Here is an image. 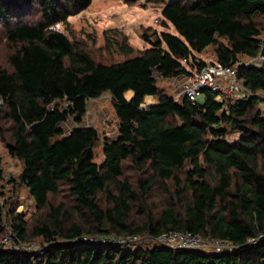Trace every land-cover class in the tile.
I'll return each mask as SVG.
<instances>
[{
  "label": "trees",
  "instance_id": "obj_1",
  "mask_svg": "<svg viewBox=\"0 0 264 264\" xmlns=\"http://www.w3.org/2000/svg\"><path fill=\"white\" fill-rule=\"evenodd\" d=\"M148 2L174 32L142 26L137 34L148 46L134 48L118 29L104 32L99 46L90 34L77 40L54 28L91 0H0V144L21 161L18 173L5 175L0 156V233L6 223L20 240L48 243L42 254L0 247V264H264V0ZM208 46L222 65L263 57L239 66L251 94L228 112L206 88L201 102L173 97L180 59L201 67L194 54ZM103 94L112 101L113 137L87 119V101ZM146 95L156 103L141 109ZM21 188L32 201L28 215L16 210ZM169 230L239 247L65 241Z\"/></svg>",
  "mask_w": 264,
  "mask_h": 264
},
{
  "label": "built area",
  "instance_id": "obj_2",
  "mask_svg": "<svg viewBox=\"0 0 264 264\" xmlns=\"http://www.w3.org/2000/svg\"><path fill=\"white\" fill-rule=\"evenodd\" d=\"M155 21L158 22V18H155ZM262 61L263 57L259 54L254 58L242 57L232 65H222L216 59H211L207 60L203 66L197 67L189 56H185L180 59L179 69L183 72L170 78L175 86L173 97L175 99L186 97L192 102H196L199 98L204 97L202 90L206 88L214 94V101L228 112L230 106L235 105L239 100L247 98L251 94L238 76L239 66L257 65ZM64 105L66 106L68 103L65 102ZM29 202L31 203V198ZM19 207H23V205ZM2 227L0 247L14 252L34 254H42L45 251V245L48 243L43 240H37V238L20 240L8 224L3 223ZM262 235L260 233L256 237H249L245 243H257ZM65 241L94 245H114L123 250H134L142 245L154 244L194 251H233L239 247L227 239L211 236L203 237L198 233L177 230H169L158 236L147 233H86Z\"/></svg>",
  "mask_w": 264,
  "mask_h": 264
},
{
  "label": "rangeland",
  "instance_id": "obj_3",
  "mask_svg": "<svg viewBox=\"0 0 264 264\" xmlns=\"http://www.w3.org/2000/svg\"><path fill=\"white\" fill-rule=\"evenodd\" d=\"M160 8L152 2H148V0H91L90 5L85 10L70 16L67 24L59 22L53 26L70 38L74 37L77 40L87 39V36L90 34L99 46L103 44L104 32L118 29L128 35L129 42L134 48H144L148 44L137 36L140 27L153 26L158 31L174 32L171 26L166 28L159 25L161 20ZM155 18H159V23L155 21ZM196 54L205 60L212 59V49L210 46ZM169 83L172 85L174 93V83L171 81ZM130 98L125 99L129 100ZM200 100L199 98L198 101ZM145 104V101H143L140 106L141 109H146ZM261 108L264 112V101L261 104ZM87 116L88 121L93 122L98 127L99 133L103 136L113 137L117 133V123L113 114L112 101L108 94H103L96 99L87 101ZM64 126H66L65 132H67L70 125ZM94 153V161L100 163L103 160L101 145L94 148ZM0 156L3 158L5 175L7 172V174L19 172L21 161L10 158L1 144ZM17 199L20 203L16 208L17 212L22 213L24 210H27V215L30 214L29 208L32 207V201L31 203L29 202L30 196L25 188L19 190ZM21 205L23 207H19ZM37 240L40 239L37 238Z\"/></svg>",
  "mask_w": 264,
  "mask_h": 264
},
{
  "label": "crops",
  "instance_id": "obj_4",
  "mask_svg": "<svg viewBox=\"0 0 264 264\" xmlns=\"http://www.w3.org/2000/svg\"><path fill=\"white\" fill-rule=\"evenodd\" d=\"M160 12H161V10H160ZM158 16H159V14H158ZM157 16V17H158ZM68 20V19H67ZM151 27H153V26H151ZM155 28V27H154ZM157 28H158V26H157ZM160 31V30H159ZM164 31V30H163ZM166 32V31H165ZM135 34H136V32H135ZM137 36H138V34H137ZM195 55V57H197V58H203V57H200L198 54H194ZM202 60H205V59H202ZM196 61L197 62H199L197 59H196ZM130 93L129 94V96H125V94L126 93ZM125 94H124V96H125V98H130V97H132V95H133V91L132 90H128V91H126L125 92ZM144 101H145V107L147 108V107H149V106H152V105H154L155 103H156V99L154 98V96H152V95H146L145 97H144ZM202 100H200V101H198V102H201Z\"/></svg>",
  "mask_w": 264,
  "mask_h": 264
},
{
  "label": "clouds",
  "instance_id": "obj_5",
  "mask_svg": "<svg viewBox=\"0 0 264 264\" xmlns=\"http://www.w3.org/2000/svg\"><path fill=\"white\" fill-rule=\"evenodd\" d=\"M158 21H159V18H158ZM190 58H191V56H189ZM195 63H196V65H197V67H198V64H199V62H197L195 59H193V58H191ZM212 59H214L213 57H212ZM207 60H203V62H204V64H205V62H206Z\"/></svg>",
  "mask_w": 264,
  "mask_h": 264
},
{
  "label": "bare ground",
  "instance_id": "obj_6",
  "mask_svg": "<svg viewBox=\"0 0 264 264\" xmlns=\"http://www.w3.org/2000/svg\"><path fill=\"white\" fill-rule=\"evenodd\" d=\"M129 94H130V93L128 92V93L125 94V96H129Z\"/></svg>",
  "mask_w": 264,
  "mask_h": 264
}]
</instances>
